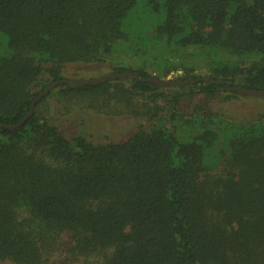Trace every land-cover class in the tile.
Instances as JSON below:
<instances>
[{"label": "trees", "instance_id": "16d2710c", "mask_svg": "<svg viewBox=\"0 0 264 264\" xmlns=\"http://www.w3.org/2000/svg\"><path fill=\"white\" fill-rule=\"evenodd\" d=\"M94 66L139 79L57 88L140 99L147 124L67 137L38 111L53 88L0 128V263L264 264V110L212 108L264 91V0H0V124Z\"/></svg>", "mask_w": 264, "mask_h": 264}, {"label": "rangeland", "instance_id": "374dc122", "mask_svg": "<svg viewBox=\"0 0 264 264\" xmlns=\"http://www.w3.org/2000/svg\"><path fill=\"white\" fill-rule=\"evenodd\" d=\"M110 62L112 68L121 66L131 67L139 65L140 59ZM124 62V63H123ZM150 72L153 68H150ZM77 69L70 70V75L65 73L64 78L70 81L87 82L98 80L106 76H111L112 72L108 67L94 66L91 69L79 71L77 75L71 76ZM199 76H206V72L196 71ZM184 75L183 71L171 73L164 80L176 81ZM129 81L117 84L123 87L129 86ZM116 84H112V90L115 91ZM167 92V89H163ZM98 93H79L66 94L59 88L52 91L51 95L39 106V113L48 116L55 125L67 136L73 137L78 132H82L87 138L98 144L108 142H120L129 137L137 130L139 126L147 124V118L143 115L141 108L144 103L140 99H135V106L127 107L122 102L114 98H103ZM191 104V103H190ZM212 108L223 114V118L233 121H244L253 119L264 110V99H252L242 97L237 100L221 103L212 102ZM56 258L55 260H57ZM0 264H10L0 263Z\"/></svg>", "mask_w": 264, "mask_h": 264}, {"label": "water", "instance_id": "95a60500", "mask_svg": "<svg viewBox=\"0 0 264 264\" xmlns=\"http://www.w3.org/2000/svg\"><path fill=\"white\" fill-rule=\"evenodd\" d=\"M129 77H135V78L139 79V76L135 73H123L120 75L106 76V77H103V78L98 79V80H92V81H87V82L70 81V80L55 81V82L51 83L50 85H48V87L34 99L32 105H31L30 112L28 113V115L26 117H24V119H22V121L20 123H18L15 126H8V125L0 124V128L6 129V130H12V131L21 128L31 117H33V115L35 113L36 104L39 101H41L43 99V97L45 96V94L53 88H57V87L65 86V85L78 86V87L97 86V85H101L103 83H107V82H111V81H118V80L129 78ZM146 81L152 82L157 86L184 85V84L188 83V82L176 83L174 81H159L157 79H149ZM231 91L236 92V93L241 94V95L251 97V98H264V91L246 90V89L237 88V87L228 90V92H231Z\"/></svg>", "mask_w": 264, "mask_h": 264}]
</instances>
